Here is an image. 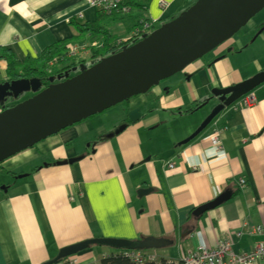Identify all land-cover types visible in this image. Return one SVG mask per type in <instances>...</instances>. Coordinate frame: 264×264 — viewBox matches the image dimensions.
Instances as JSON below:
<instances>
[{
	"label": "crops",
	"instance_id": "crops-1",
	"mask_svg": "<svg viewBox=\"0 0 264 264\" xmlns=\"http://www.w3.org/2000/svg\"><path fill=\"white\" fill-rule=\"evenodd\" d=\"M192 3L152 0L146 15L157 27ZM97 15L85 0H0V48L18 62L36 58L53 44L75 43V25L94 23ZM105 26L114 40L132 34L129 20L107 19ZM247 26L244 35L148 93L1 162L0 264H44L61 248L94 238L164 239L170 244L158 248L162 253L133 250L158 261H178L197 247L212 249L226 240L237 253L264 243V84L252 92L254 104H232L180 145L217 106L213 89L264 68V19ZM82 50L74 63L88 59ZM5 68L0 59V79ZM217 130L223 131L221 150L211 144ZM141 190L151 191L139 197ZM224 192L231 194L228 201L192 215ZM117 253L101 251L98 257ZM98 257L90 249L77 264H97Z\"/></svg>",
	"mask_w": 264,
	"mask_h": 264
},
{
	"label": "water",
	"instance_id": "water-1",
	"mask_svg": "<svg viewBox=\"0 0 264 264\" xmlns=\"http://www.w3.org/2000/svg\"><path fill=\"white\" fill-rule=\"evenodd\" d=\"M262 10L264 0H196L177 17L130 46H123L118 52L91 62L89 68L81 64L79 73L74 76L66 72L56 78L57 82L51 77L50 84L44 88L39 79H22L0 86V100L7 96L20 97L25 92L32 94L0 111V163L61 130L148 93L233 38ZM263 84L264 68L241 83L213 89L212 97L217 100V106L180 145L198 136L225 108ZM45 111L47 114L40 118ZM150 191L141 190L138 195L141 197ZM230 195V192L220 194L196 208L192 215H203L228 201ZM169 244L153 237L137 241L94 238L61 248L54 259L44 264H58L92 245L140 251Z\"/></svg>",
	"mask_w": 264,
	"mask_h": 264
},
{
	"label": "trees",
	"instance_id": "trees-1",
	"mask_svg": "<svg viewBox=\"0 0 264 264\" xmlns=\"http://www.w3.org/2000/svg\"><path fill=\"white\" fill-rule=\"evenodd\" d=\"M151 1L152 0H122L121 6L126 7V12H121L120 10L119 13L108 14L98 11L96 22L75 25L78 34L77 38H75V43L72 39V41L53 44L44 49L36 58L28 57L23 62H18L15 55L9 50L0 48V59L6 62L4 77L0 79V83L6 84V82L11 83L22 79H39L41 88L47 87L50 84L49 78L52 77L56 80L58 76H63L64 73L68 70H72L75 66L86 63L84 60H79V62L74 63L73 61L75 60V56H78V53L74 56L70 55L72 47L84 41V43L88 42V46L84 47V51L88 54L90 63H95L101 58L118 52L124 44L121 43L118 45L116 43V39L114 40V37L110 35L109 30L106 28L105 21L107 19H113L119 23H124L129 20L130 24H132L131 28L133 29L131 32H134L136 29L140 30L145 24H148L152 27L150 30L151 32L156 29V25L151 24L146 15L147 8ZM195 1L196 0H193V3ZM77 47L79 50L78 52L82 53V48L79 46ZM61 65H63V67L58 69ZM160 262L166 264L165 260H160ZM97 264L135 263L124 256V251H119L117 254H109L101 257Z\"/></svg>",
	"mask_w": 264,
	"mask_h": 264
},
{
	"label": "built area",
	"instance_id": "built-area-1",
	"mask_svg": "<svg viewBox=\"0 0 264 264\" xmlns=\"http://www.w3.org/2000/svg\"><path fill=\"white\" fill-rule=\"evenodd\" d=\"M121 2L122 0H85L88 7L96 9L97 11L106 12L108 14L119 13L120 10L121 12H126L127 9L126 7L121 6ZM165 6V2H159L160 8H164ZM150 22L153 25L157 24L156 20H150ZM151 28L152 27H150V25L145 24L142 29H136L131 35L126 37L127 39L123 40V43H126L123 46H128L129 44L137 42L142 36L149 33ZM121 43L122 42H118L119 45ZM79 47L84 49L82 46ZM78 51V47L74 46L70 50V55L74 56L78 53ZM255 101L253 93H249L242 97L238 102H240L242 106L247 107L254 104ZM222 132L223 131L221 130L215 131L214 137L211 139V144L217 150L222 149ZM169 168H172L171 164L169 165ZM239 182L242 186L245 184L244 180H240ZM257 232H262V229L258 228ZM239 235L240 234H237V236ZM124 256L131 259L135 264H162L160 261H154L153 257L149 258L147 261L141 252L126 250L124 251ZM261 259H264V243L257 244L249 250L237 253L233 249V243L226 240L220 242L212 249L204 246L197 247L191 253L184 254L178 261H166V264H253Z\"/></svg>",
	"mask_w": 264,
	"mask_h": 264
},
{
	"label": "rangeland",
	"instance_id": "rangeland-1",
	"mask_svg": "<svg viewBox=\"0 0 264 264\" xmlns=\"http://www.w3.org/2000/svg\"><path fill=\"white\" fill-rule=\"evenodd\" d=\"M191 6V5H190ZM258 17V20H263L264 19V10H262L260 13H258L256 16H254L253 18H252V20H254L255 18H257ZM161 26V24L160 25H158L157 27H156V29L157 28H159ZM249 26V25H248ZM247 25L246 26H244L237 34V36H242V35H244L245 34V32H248L249 31V28L250 27H248ZM133 30V29H132ZM257 30H254V31H252L254 34H256L257 32H256ZM237 36H235V37H237ZM116 39V38H115ZM125 39H127L126 37H124V39L122 38V39H119V40H115L116 42L118 41V42H122V44H126V43H123V40H125ZM85 42V41H84ZM118 42H117V44H118ZM82 45V47H86V46H88V42H86V43H84V44H81ZM119 45V44H118ZM130 46V45H129ZM79 53V52H78ZM107 57V56H106ZM88 59H86V60H84V61H87ZM83 67H85V68H89V66H90V62L88 63V61L85 63V64H83L82 65ZM63 67V65H61V66H59L58 67V69H60V68H62ZM80 69H81V66L80 65H77V66H75V70L74 71H72V70H68L67 72H68V74L70 75V76H74V75H76L77 73H79V71H80ZM162 82H165V81H162ZM31 93L29 92H25V93H22L21 94V96L20 97H16V98H4V99H2V100H0V111H2V109L3 108H5V107H11V106H14L15 104H17V103H19V102H21L23 99H25L27 96H29ZM211 112V111H210ZM210 114V113H209ZM208 114V115H209ZM205 120V119H204ZM167 247H165V249H166ZM170 248H172V247H170ZM93 250L94 251V254H96V256L98 257V256H100V253H101V251H103V252H116V251H121V250H117V249H112V248H108V247H103V246H98V245H92L89 249H87V250H84V251H82L81 253H78V254H76V255H73V256H70V257H67V258H65V259H62L58 264H77V261H78V256L79 255H81L82 253H84L85 251H88V250ZM145 251H149V252H160V253H162L163 251L161 250V249H151V250H145ZM59 252V251H58ZM58 252H57V254H58ZM165 252V251H164ZM170 252H171V254H173L172 252H173V249H171L170 250ZM57 254L55 255V257L57 256ZM144 256V255H143ZM54 257V258H55ZM53 258V259H54ZM98 258H100V257H98ZM145 258H146V260L148 261L149 260V258H152L151 256H149V255H146L145 256ZM70 260V261H69ZM73 261V262H72ZM96 261H97V259L95 260V262L94 263H96ZM154 261H158L157 260V258H154ZM75 262V263H74Z\"/></svg>",
	"mask_w": 264,
	"mask_h": 264
},
{
	"label": "flooded vegetation",
	"instance_id": "flooded-vegetation-1",
	"mask_svg": "<svg viewBox=\"0 0 264 264\" xmlns=\"http://www.w3.org/2000/svg\"><path fill=\"white\" fill-rule=\"evenodd\" d=\"M54 82H56V80H54ZM6 83H7V82H6ZM0 84H1L0 86H4V84H2V83H0ZM29 96H32V94H30ZM29 96H27V97H29ZM27 97H26V98H27ZM5 98H9V99H10V98H14V97H13V96H7V97H5ZM17 98H18V97H17ZM8 107H9V106H8ZM5 108H7V107H5ZM5 108H4V109H5Z\"/></svg>",
	"mask_w": 264,
	"mask_h": 264
},
{
	"label": "bare ground",
	"instance_id": "bare-ground-1",
	"mask_svg": "<svg viewBox=\"0 0 264 264\" xmlns=\"http://www.w3.org/2000/svg\"><path fill=\"white\" fill-rule=\"evenodd\" d=\"M47 112H48V111L43 112L39 117H40V118H43V117L47 114Z\"/></svg>",
	"mask_w": 264,
	"mask_h": 264
},
{
	"label": "clouds",
	"instance_id": "clouds-1",
	"mask_svg": "<svg viewBox=\"0 0 264 264\" xmlns=\"http://www.w3.org/2000/svg\"><path fill=\"white\" fill-rule=\"evenodd\" d=\"M150 33V32H149ZM148 34V33H147Z\"/></svg>",
	"mask_w": 264,
	"mask_h": 264
}]
</instances>
